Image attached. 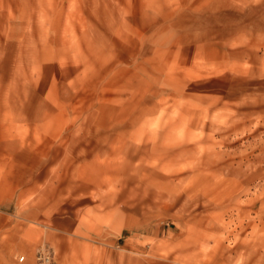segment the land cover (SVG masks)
Here are the masks:
<instances>
[{
	"label": "rangeland",
	"instance_id": "1",
	"mask_svg": "<svg viewBox=\"0 0 264 264\" xmlns=\"http://www.w3.org/2000/svg\"><path fill=\"white\" fill-rule=\"evenodd\" d=\"M43 248L264 264V0H0V264Z\"/></svg>",
	"mask_w": 264,
	"mask_h": 264
},
{
	"label": "built area",
	"instance_id": "2",
	"mask_svg": "<svg viewBox=\"0 0 264 264\" xmlns=\"http://www.w3.org/2000/svg\"><path fill=\"white\" fill-rule=\"evenodd\" d=\"M38 264H53L54 261V252L51 248H43L39 250L36 257ZM26 261V257L22 256L19 258V262L23 263Z\"/></svg>",
	"mask_w": 264,
	"mask_h": 264
},
{
	"label": "crops",
	"instance_id": "3",
	"mask_svg": "<svg viewBox=\"0 0 264 264\" xmlns=\"http://www.w3.org/2000/svg\"><path fill=\"white\" fill-rule=\"evenodd\" d=\"M23 195H24V194H23ZM18 196H19V197H18L17 201L19 202V201H20L19 198L21 197V195H18ZM29 256L32 257V258L34 257L33 254H30ZM8 264H15V260L12 259V258H10L9 261H8Z\"/></svg>",
	"mask_w": 264,
	"mask_h": 264
}]
</instances>
